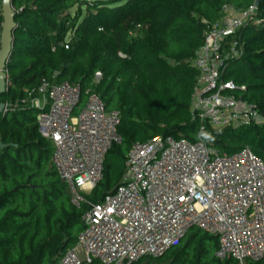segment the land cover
<instances>
[{"label": "trees", "instance_id": "trees-1", "mask_svg": "<svg viewBox=\"0 0 264 264\" xmlns=\"http://www.w3.org/2000/svg\"><path fill=\"white\" fill-rule=\"evenodd\" d=\"M254 0H11L16 25L0 95V264H55L75 246L87 210H76L68 187L51 164L30 101L45 80L78 85L119 114L114 145L102 178L85 196L96 204L122 184L132 145L159 137L202 141L220 155L247 148L264 162V0L258 25L236 35L242 54L223 63L220 79L254 106L259 124L214 131L193 119L197 71L192 60L223 9L245 12ZM0 0V33L3 22ZM96 75L100 78L94 82ZM244 87V91L239 88ZM85 98L82 99V103ZM9 104V105H8ZM217 239L199 229L160 258L133 264H239L218 260ZM264 264V257L258 262ZM92 264H100L97 261Z\"/></svg>", "mask_w": 264, "mask_h": 264}, {"label": "built area", "instance_id": "built-area-1", "mask_svg": "<svg viewBox=\"0 0 264 264\" xmlns=\"http://www.w3.org/2000/svg\"><path fill=\"white\" fill-rule=\"evenodd\" d=\"M256 15V0L242 13L224 8L204 34L192 60L197 79L190 107L200 132L262 121L254 106L231 93L235 85L220 79L223 63L242 54L237 32L258 25ZM36 94L30 106L40 137L52 145L51 164L68 187L72 206H88L75 246L55 264L160 258L193 228L217 239L218 260L263 259L264 162L247 148L227 156L202 141L159 137L134 144L126 156L125 181L91 204L85 196L101 180L107 153L120 144L119 114L107 112L97 95L78 85L42 80Z\"/></svg>", "mask_w": 264, "mask_h": 264}, {"label": "water", "instance_id": "water-1", "mask_svg": "<svg viewBox=\"0 0 264 264\" xmlns=\"http://www.w3.org/2000/svg\"><path fill=\"white\" fill-rule=\"evenodd\" d=\"M11 0H2L1 15L3 22L1 24L0 33V95L7 91V75L6 66L12 55L13 48V32L16 25L13 22L14 14L10 5ZM260 0H256V5ZM5 105H0V112L3 111ZM0 147H2L0 145Z\"/></svg>", "mask_w": 264, "mask_h": 264}, {"label": "rangeland", "instance_id": "rangeland-1", "mask_svg": "<svg viewBox=\"0 0 264 264\" xmlns=\"http://www.w3.org/2000/svg\"><path fill=\"white\" fill-rule=\"evenodd\" d=\"M8 105H9V104H8ZM125 179H126V178H124L122 182H124V181H125ZM244 264H247V263H244Z\"/></svg>", "mask_w": 264, "mask_h": 264}]
</instances>
